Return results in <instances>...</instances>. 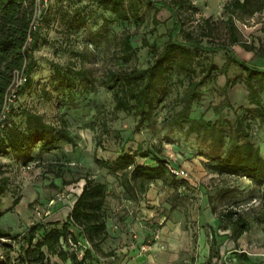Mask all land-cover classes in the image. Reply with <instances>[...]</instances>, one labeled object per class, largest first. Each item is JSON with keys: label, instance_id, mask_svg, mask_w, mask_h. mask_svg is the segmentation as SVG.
<instances>
[{"label": "rangeland", "instance_id": "1", "mask_svg": "<svg viewBox=\"0 0 264 264\" xmlns=\"http://www.w3.org/2000/svg\"><path fill=\"white\" fill-rule=\"evenodd\" d=\"M191 2L197 7L194 19L202 15L222 23L227 18L218 2ZM62 3L65 4L66 0ZM84 3L87 0L79 2L80 5ZM209 5H213L214 9L210 10ZM158 6L159 10L155 12L143 5L139 18L129 23L117 20L95 5L88 8L91 13L85 28L70 34L68 39L73 48L98 54L92 62L85 63V67L93 69L95 79L87 93L80 94V84L72 88V98L68 97L64 83L52 67V64L64 67L70 61L68 52L63 48L67 39L62 40L63 35L58 28L42 30L52 43L38 41L37 47H31L36 60L30 74L32 90L16 98L12 105L36 111L55 126L60 125L61 119L65 120V131L74 137V141H59L54 148L40 154L35 146L31 150L32 159L26 163L16 160L11 152L0 150V177L8 178L6 190L0 193V228L20 233L36 223L48 228L58 223L60 227L75 195L81 191L82 178L88 176L106 185V239L98 250H93L76 229L70 228L74 237L56 246L57 251L76 253L78 259L89 249L84 264H198L197 260L203 255L201 245H210L211 250L209 261L205 258L200 264H220L219 257L227 256L234 247L244 249L249 257H255L256 251L261 250L264 245V186H258L245 177L211 172L205 165L208 142L196 133L185 135L186 124L167 123L169 116L181 107V103L174 106L173 103L176 95L183 92L187 80L178 81L173 73L166 98L154 110L153 122H141L138 130L134 129L137 117L114 111L111 93L100 84L107 68L130 65L144 68L152 63L155 53L167 41V31L173 25L168 10L160 4ZM154 15L159 24L151 32ZM103 17L111 20L102 31L106 38L98 37L95 43L85 45L82 37L89 38V33L100 29ZM261 17L258 13L251 18L244 16L242 20L236 19L241 39L256 48L264 46V19L261 20ZM196 23L197 20L192 24L187 22L184 29ZM124 29L132 34V47H140L143 37L148 43L127 62L116 58L120 55L119 51L116 56L113 52L119 49L114 44ZM114 35L116 39L111 38ZM223 38L227 35L219 32L218 36H214V43ZM106 39H110L111 43L108 44ZM202 44L211 45L207 43V38H203ZM230 49L252 66H261L262 61L254 51H246L238 44L231 45ZM207 55L215 65V71L212 79L200 87L201 94L193 100L190 115H201L209 122H215L218 117L225 119L226 135L235 125V115H246L248 139L264 157V123H260L256 116H250L249 112L246 114L253 106L247 101L243 72L236 66L228 65L226 75L233 83L223 91L225 76L220 73V68L226 60V52L216 49ZM74 66L79 67L78 60ZM41 89H45L48 96H42ZM225 95L229 107L222 108ZM12 119L19 121V115H13ZM137 144H141L144 150L148 149V144L159 147L167 161V170L162 179L150 182L144 193L132 195L120 185L119 174L109 173L97 160H112L121 149L134 151ZM136 161L155 164L139 156ZM169 167L184 169L187 176L175 177L169 172ZM15 198H18L17 204H13ZM230 208L248 222L247 228L238 237L233 235L229 225L218 220V215ZM41 235L42 230H39L35 239ZM19 246L20 243H14L10 252L13 264H17ZM47 257L48 264H70L68 259L61 261L56 254L47 253Z\"/></svg>", "mask_w": 264, "mask_h": 264}, {"label": "trees", "instance_id": "2", "mask_svg": "<svg viewBox=\"0 0 264 264\" xmlns=\"http://www.w3.org/2000/svg\"><path fill=\"white\" fill-rule=\"evenodd\" d=\"M54 0L46 2L41 8V0H0V150L11 152L16 160L22 163L32 159L31 150L37 146L38 154L54 148L59 141L72 143L74 137L65 131V120H60V125L55 126L44 120L43 115L23 106L14 108L12 101L7 100L9 89L12 85L15 72L23 73L25 80L15 90L13 99L23 96L26 91L32 90L33 79L31 72L36 65V60L31 52V47H37L38 41L42 44L52 43L47 39L42 30L48 28L59 29L66 41L64 50L68 52L70 61L64 67L52 64L55 75L59 76L64 88L71 97L72 88L80 84V94L90 91L94 82L93 69L85 67V63L92 62L97 53L87 52L85 49H75L71 46L70 34H75L79 29L85 28L89 7L95 5L103 12L114 15L117 20L136 21L139 18L143 5L159 10L158 4L168 10L173 21L172 27L167 31V41L161 50L155 53L152 63L144 68L130 65L118 69L107 68L100 84L111 93L114 102L113 109L123 112L128 116L137 117L135 130L145 120L153 122L154 110L167 96V87L171 83V76L179 78L178 81L187 80L181 94H177L174 104L181 103V107L169 116L167 123L170 125L186 124L185 135L196 133L208 142L209 152L205 154L206 167L213 173L235 177H245L258 186H264V157L258 147L248 139V126L246 115H235V125L226 135L225 119L217 118L215 122L205 121L203 116L192 117V102L201 92L200 87L213 77L215 65L208 57V53L222 49L226 52V60L220 68V73L225 76L222 90L225 91L233 83L227 75L228 65L238 67L243 72V83L247 91V101L252 109L246 111L250 116H256L260 123H264V68L252 66L247 61L237 57L230 49L231 45L238 44L246 51H254L256 56H264V46L256 48L241 39V32L236 25V19L242 20L244 16H252L264 9V0H231L223 5L222 14L227 18L222 23L212 20V17L200 15L194 19L196 5L191 0H87L79 4L80 0ZM74 1L71 5V2ZM39 11V12H38ZM197 20L196 25L187 22ZM111 20L103 17L101 28L88 37H82L85 45L95 43L98 37L106 38L102 33ZM151 32L159 24L154 15ZM223 33L227 38L217 44L214 36ZM132 34L124 29L119 35L118 42L114 44L119 49H114L120 58L127 62L139 48L147 47L145 37L141 39L140 47H132L130 37ZM180 36V37H179ZM116 39L117 36L111 37ZM207 38L209 47L202 44ZM110 44L111 40L106 39ZM63 42V41H62ZM115 43V42H114ZM61 45V44H60ZM78 60L79 67H75ZM198 79L194 80L195 77ZM42 96H48L45 89H41ZM72 98V97H71ZM222 108L229 107L226 95L223 98ZM6 111V112H5ZM249 112V113H247ZM253 114V115H252ZM19 115V121L12 119ZM226 138V142H225ZM152 146V147H151ZM148 158L155 164L138 163L136 157ZM99 165L111 174H119L122 188L136 195L144 193L147 185L155 180L162 179L166 174L167 161L161 155L160 148L148 144V149H142L137 144L134 151L121 149L116 158L112 160L99 159ZM169 170V169H168ZM184 170V169H183ZM1 174V171H0ZM172 175V174H171ZM84 183L79 194L75 195L65 221L58 227V223L45 227L38 223L30 225L20 233H12L0 228V264H13L10 252L14 243H20L19 253L16 257L17 264H48V254H56L61 261L69 260L70 264H84L89 255L86 249L82 258L78 259L76 253L56 250L62 242L70 241L74 237L70 228L78 233L89 243L93 250H98L99 245L106 239V224L104 205L106 185L88 176L82 178ZM7 177H0V193H3L7 184ZM172 183V182H171ZM18 203V198L13 204ZM10 210V209H7ZM2 212L0 211V216ZM218 220L232 228L235 237L242 234L248 222L234 209H227L218 215ZM42 230L40 238L35 239L36 233ZM237 257L253 264L243 253ZM45 262V263H44Z\"/></svg>", "mask_w": 264, "mask_h": 264}, {"label": "crops", "instance_id": "3", "mask_svg": "<svg viewBox=\"0 0 264 264\" xmlns=\"http://www.w3.org/2000/svg\"><path fill=\"white\" fill-rule=\"evenodd\" d=\"M208 1H212V3L218 2L219 8H223V5L227 4L231 0H208ZM216 7H217V5H215V8ZM209 9L210 10L214 9L213 5H209ZM258 13L261 14V16H262L261 20H263L264 19V16H263L264 15V9L261 12H257L255 14H258ZM255 14H253L252 16H254ZM252 16H249V17L251 18ZM257 58L262 61L261 66L258 68H264V56L258 55ZM201 249L203 251V255H202V258H199V260H197L198 264H200V262L201 263L204 262L203 260H205V258H208V261L210 259L209 250H211V246L210 245H201ZM229 252H230V254H228L227 256L224 255L223 257H219L220 264H248L247 262L240 260L237 257V253L245 254L253 262V264H264V245L261 248V250L256 251L255 257H249V254L244 249L240 250V249H237L236 247H234L233 249H230Z\"/></svg>", "mask_w": 264, "mask_h": 264}, {"label": "built area", "instance_id": "4", "mask_svg": "<svg viewBox=\"0 0 264 264\" xmlns=\"http://www.w3.org/2000/svg\"><path fill=\"white\" fill-rule=\"evenodd\" d=\"M41 2H42V7H43L44 5H46L47 0H41ZM24 80H25V77H24L23 73H21V72H15L14 73L12 85L9 89V94L7 96V100L9 102L13 101V99L15 97L16 88L19 85H21ZM169 172L175 177H186L187 176V173L185 172V170L180 169V168L177 169L174 167H169Z\"/></svg>", "mask_w": 264, "mask_h": 264}]
</instances>
